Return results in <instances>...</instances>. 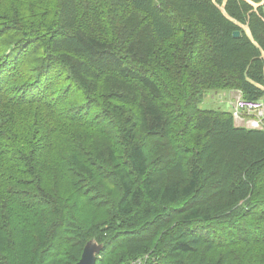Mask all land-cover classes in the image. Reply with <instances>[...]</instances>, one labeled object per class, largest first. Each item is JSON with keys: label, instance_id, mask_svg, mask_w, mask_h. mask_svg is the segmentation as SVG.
<instances>
[{"label": "trees", "instance_id": "obj_1", "mask_svg": "<svg viewBox=\"0 0 264 264\" xmlns=\"http://www.w3.org/2000/svg\"><path fill=\"white\" fill-rule=\"evenodd\" d=\"M233 90L264 0H0V264H264V129L201 108Z\"/></svg>", "mask_w": 264, "mask_h": 264}, {"label": "built area", "instance_id": "obj_2", "mask_svg": "<svg viewBox=\"0 0 264 264\" xmlns=\"http://www.w3.org/2000/svg\"><path fill=\"white\" fill-rule=\"evenodd\" d=\"M232 113L239 126L253 130L264 129V101L248 100L239 94L232 105ZM132 264H142V261Z\"/></svg>", "mask_w": 264, "mask_h": 264}, {"label": "rangeland", "instance_id": "obj_3", "mask_svg": "<svg viewBox=\"0 0 264 264\" xmlns=\"http://www.w3.org/2000/svg\"><path fill=\"white\" fill-rule=\"evenodd\" d=\"M233 91H214L209 93L204 99L203 103L201 104V108L210 109V110H217L218 108H221L222 110L231 111V106H230L231 98L226 96L228 95L230 96ZM235 123L237 126H239L237 124L238 122L235 121ZM57 135H58L57 137L60 139H62L64 136L60 134Z\"/></svg>", "mask_w": 264, "mask_h": 264}, {"label": "water", "instance_id": "obj_4", "mask_svg": "<svg viewBox=\"0 0 264 264\" xmlns=\"http://www.w3.org/2000/svg\"><path fill=\"white\" fill-rule=\"evenodd\" d=\"M240 33L236 32L235 37H239ZM104 245L99 244L96 240L90 241L83 252L81 260L77 264H96L98 256L101 255Z\"/></svg>", "mask_w": 264, "mask_h": 264}, {"label": "crops", "instance_id": "obj_5", "mask_svg": "<svg viewBox=\"0 0 264 264\" xmlns=\"http://www.w3.org/2000/svg\"><path fill=\"white\" fill-rule=\"evenodd\" d=\"M239 94H240L239 91H233L230 96L229 95L226 96V97L231 98V102H230L231 111H232V105L235 102V99L239 96ZM218 104H220V103H218Z\"/></svg>", "mask_w": 264, "mask_h": 264}, {"label": "clouds", "instance_id": "obj_6", "mask_svg": "<svg viewBox=\"0 0 264 264\" xmlns=\"http://www.w3.org/2000/svg\"><path fill=\"white\" fill-rule=\"evenodd\" d=\"M241 94V93H240ZM232 112V111H231Z\"/></svg>", "mask_w": 264, "mask_h": 264}]
</instances>
